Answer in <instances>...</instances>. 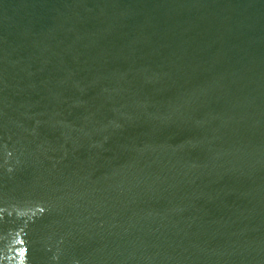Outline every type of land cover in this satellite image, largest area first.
Wrapping results in <instances>:
<instances>
[{
	"label": "water",
	"instance_id": "water-1",
	"mask_svg": "<svg viewBox=\"0 0 264 264\" xmlns=\"http://www.w3.org/2000/svg\"><path fill=\"white\" fill-rule=\"evenodd\" d=\"M0 264H264V0H0Z\"/></svg>",
	"mask_w": 264,
	"mask_h": 264
}]
</instances>
